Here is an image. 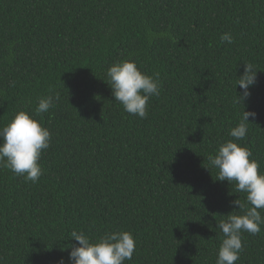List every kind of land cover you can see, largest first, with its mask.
Returning <instances> with one entry per match:
<instances>
[{
    "label": "trees",
    "instance_id": "1",
    "mask_svg": "<svg viewBox=\"0 0 264 264\" xmlns=\"http://www.w3.org/2000/svg\"><path fill=\"white\" fill-rule=\"evenodd\" d=\"M124 59L160 74L146 119L107 84ZM249 62L257 83L244 107L257 115L236 142L264 170V0H0V127L61 97L42 116L52 141L39 181L0 168V264L67 260L73 230L131 232L126 264H216L217 222L242 215L231 202L245 194L216 180L207 157L233 139ZM242 237L236 264H264V226Z\"/></svg>",
    "mask_w": 264,
    "mask_h": 264
},
{
    "label": "clouds",
    "instance_id": "2",
    "mask_svg": "<svg viewBox=\"0 0 264 264\" xmlns=\"http://www.w3.org/2000/svg\"><path fill=\"white\" fill-rule=\"evenodd\" d=\"M221 40L234 43L230 32L224 33ZM257 73L254 64L245 63L244 73L235 83L236 90L239 87L243 92L236 91L233 104L242 105L244 111L240 113L236 126L229 129L228 135L233 139L220 143L215 154L207 157L210 167L218 169L216 180L227 181L237 192L245 194V201L236 199L231 202L243 214L237 215L233 211L221 216L224 218L217 222L216 229L222 237L216 264H236L244 251L242 234L256 235L264 226V170L253 158L251 150L236 142L246 138L249 124H252L249 118L255 119L257 115L244 107L251 96L250 88L257 83ZM106 77L114 101L122 105L126 113L146 119L149 101L152 97H159L161 92L160 74L142 72L135 60L124 59L112 63ZM60 99L58 92L41 97L34 113L21 110L10 123L0 127V168L11 170L26 182L35 184L39 181L44 174L40 160L52 141V134L44 127L42 116ZM69 239L77 241L78 246L69 245L67 260L62 257L58 264H126L132 261L137 243L133 234L124 230L106 231L95 240L82 230H73Z\"/></svg>",
    "mask_w": 264,
    "mask_h": 264
}]
</instances>
